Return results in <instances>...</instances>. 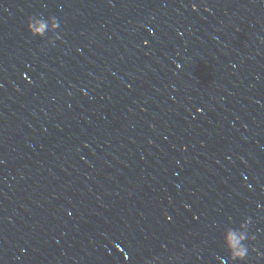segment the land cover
I'll list each match as a JSON object with an SVG mask.
<instances>
[{
  "label": "water",
  "instance_id": "water-1",
  "mask_svg": "<svg viewBox=\"0 0 264 264\" xmlns=\"http://www.w3.org/2000/svg\"><path fill=\"white\" fill-rule=\"evenodd\" d=\"M0 264H264V0H0Z\"/></svg>",
  "mask_w": 264,
  "mask_h": 264
},
{
  "label": "clouds",
  "instance_id": "clouds-1",
  "mask_svg": "<svg viewBox=\"0 0 264 264\" xmlns=\"http://www.w3.org/2000/svg\"><path fill=\"white\" fill-rule=\"evenodd\" d=\"M236 257H241L243 255V252H237L235 253Z\"/></svg>",
  "mask_w": 264,
  "mask_h": 264
}]
</instances>
